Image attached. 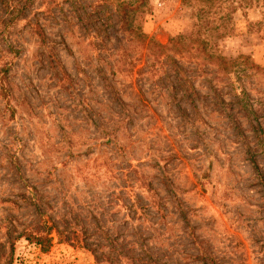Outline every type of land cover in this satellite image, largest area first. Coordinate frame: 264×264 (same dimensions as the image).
I'll list each match as a JSON object with an SVG mask.
<instances>
[{"label":"rangeland","instance_id":"1","mask_svg":"<svg viewBox=\"0 0 264 264\" xmlns=\"http://www.w3.org/2000/svg\"><path fill=\"white\" fill-rule=\"evenodd\" d=\"M122 1L0 0V264H264V0Z\"/></svg>","mask_w":264,"mask_h":264},{"label":"trees","instance_id":"2","mask_svg":"<svg viewBox=\"0 0 264 264\" xmlns=\"http://www.w3.org/2000/svg\"><path fill=\"white\" fill-rule=\"evenodd\" d=\"M121 5L126 8H136L135 5L128 3L126 0L122 1ZM252 162L255 168L258 169V165L254 157H252ZM51 230L52 228H48L46 231H25L23 235L27 240L35 242L37 245L41 246L42 250L46 252L49 250L52 243Z\"/></svg>","mask_w":264,"mask_h":264}]
</instances>
